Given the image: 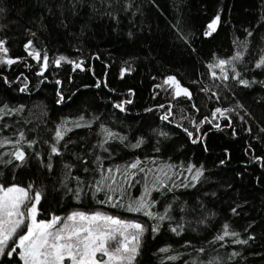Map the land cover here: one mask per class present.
<instances>
[{"label": "trees", "instance_id": "obj_1", "mask_svg": "<svg viewBox=\"0 0 264 264\" xmlns=\"http://www.w3.org/2000/svg\"><path fill=\"white\" fill-rule=\"evenodd\" d=\"M0 41V183L39 219L140 223L134 264H264V0H0Z\"/></svg>", "mask_w": 264, "mask_h": 264}, {"label": "snow or ice", "instance_id": "obj_2", "mask_svg": "<svg viewBox=\"0 0 264 264\" xmlns=\"http://www.w3.org/2000/svg\"><path fill=\"white\" fill-rule=\"evenodd\" d=\"M218 20L219 17L208 25L207 35H211L216 30ZM2 46L3 42L0 41V50L7 53V49ZM25 47L27 48L29 45ZM29 55H33V53L29 52ZM34 58L40 59L39 53L35 54ZM47 59L45 56L44 67H47ZM64 59V57H60L56 64L59 65L60 61ZM233 59L239 60L240 54L237 53ZM0 62L15 63L11 59ZM230 63L231 61L220 60L212 67H219L223 72L224 66ZM257 67H264V58L260 60ZM213 75L215 76V73ZM241 83L245 82L241 81ZM165 84L175 88V97L184 95L191 98L189 91L182 88L174 78L169 77ZM216 112L223 115L220 109H217ZM162 119H167V116ZM188 134L192 135L190 132ZM62 136L63 133L58 128L56 131L57 141ZM52 153L58 154L55 147L52 148ZM13 155L16 160L23 161L25 159L23 151L17 150ZM138 164L139 161L132 163L129 167L136 169ZM194 178H198V176ZM112 179L115 182L114 176ZM30 189L31 185H29V189L15 185L0 186V256L13 257L16 254L23 264H69V262L70 264H134L144 232V227L140 223L125 222L100 213L92 215L74 213L64 221H61L59 217H52L49 221H37L36 205L40 201V193H36L34 197L30 196ZM96 191H101V188L98 187ZM108 200L111 201L112 197L108 196ZM127 207L129 210L141 212L146 209L147 203L144 200L133 201ZM144 214L153 216L151 212L147 211ZM158 218L165 219L164 216ZM227 227L225 225L224 235L218 236V240H223L224 236L229 235ZM171 230L177 231L176 228ZM153 231H156V228ZM236 242L246 243V241L239 240ZM161 251L167 252L168 249H161ZM169 259L175 260L177 257L171 256Z\"/></svg>", "mask_w": 264, "mask_h": 264}, {"label": "rangeland", "instance_id": "obj_3", "mask_svg": "<svg viewBox=\"0 0 264 264\" xmlns=\"http://www.w3.org/2000/svg\"><path fill=\"white\" fill-rule=\"evenodd\" d=\"M13 185H15V184H13ZM13 185H9V186H4V185H2L1 183H0V186H3V187H11V186H13ZM15 186H19V185H15ZM19 187H22V186H19ZM22 188H25V187H22ZM26 189V188H25ZM36 207H37V214H38V204L36 205ZM74 213H84V212H71L70 214H68V216H70V215H72V214H74ZM96 213H98V212H88V213H84V214H86V215H92V214H96ZM101 214V213H100ZM102 215H104V214H102ZM53 217H58V216H53ZM112 217H114V218H118V217H115V216H112ZM36 218H37V221H49L50 219H39L38 218V216H36ZM118 219H120V218H118ZM120 220H122V221H125V220H123V219H120ZM125 222H130V221H125ZM136 223V222H135ZM26 230V229H25ZM19 251V250H18ZM104 259H107V257H104ZM69 264H70V262H69Z\"/></svg>", "mask_w": 264, "mask_h": 264}]
</instances>
